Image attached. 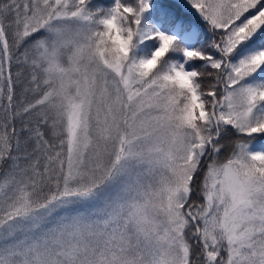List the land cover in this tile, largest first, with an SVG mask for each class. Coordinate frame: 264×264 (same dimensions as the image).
Returning <instances> with one entry per match:
<instances>
[{"label":"snow or ice","instance_id":"snow-or-ice-1","mask_svg":"<svg viewBox=\"0 0 264 264\" xmlns=\"http://www.w3.org/2000/svg\"><path fill=\"white\" fill-rule=\"evenodd\" d=\"M0 264H264V0H0Z\"/></svg>","mask_w":264,"mask_h":264}]
</instances>
